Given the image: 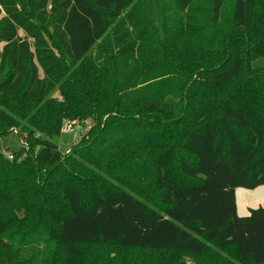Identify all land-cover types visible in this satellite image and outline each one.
<instances>
[{
    "label": "trees",
    "instance_id": "trees-1",
    "mask_svg": "<svg viewBox=\"0 0 264 264\" xmlns=\"http://www.w3.org/2000/svg\"><path fill=\"white\" fill-rule=\"evenodd\" d=\"M23 1L31 3L41 22L49 19L55 45L35 31L36 62L27 59L26 42L18 36L27 15L17 0H0V135L17 130L26 144L24 130L39 134L36 151L22 147L9 154L11 159L0 153V264H104L82 255L74 259L57 243L182 254L193 258L186 264H195L208 246L216 245L231 247L235 264H264V205L238 216L234 194L237 187L264 185V92L246 84L218 93L241 75L250 81L257 70L264 73L250 63L264 56V0H234L224 33L215 29L222 26L226 0H209V14L196 31L194 0H164L188 21L191 32L204 33L199 48L215 54L211 62L196 63L189 76L177 63H167L164 76L155 77L172 76L176 82L164 92L149 91L150 83L139 87L155 77L138 80L154 66H165L171 54L164 36L139 9L127 11L134 0ZM97 43L104 62L91 65L96 71L88 77V70L79 67ZM56 48L70 66L78 64L76 69ZM74 74H82L79 80L85 84L91 81L88 114L99 121L84 161L93 164L112 153L109 140L119 142L123 151L151 147L147 186L159 192V207L105 172L60 173L68 161L51 138L60 135L64 119L72 115L33 119L54 102L47 97L57 84ZM129 89L134 96L124 100ZM9 100L32 103L34 112L11 115ZM21 120H32L33 129L18 128ZM58 175L60 191L50 193L51 179ZM204 264L219 262L208 257Z\"/></svg>",
    "mask_w": 264,
    "mask_h": 264
},
{
    "label": "rangeland",
    "instance_id": "rangeland-1",
    "mask_svg": "<svg viewBox=\"0 0 264 264\" xmlns=\"http://www.w3.org/2000/svg\"><path fill=\"white\" fill-rule=\"evenodd\" d=\"M17 1L19 2L21 9L27 15V23L18 28V36L26 42L27 59L36 62L34 43L31 34L35 31L42 32L48 43L53 46L55 45V41L51 36L52 25L49 19L47 22L43 23V21L41 22L37 18V11L31 6V3L26 5L23 0ZM233 2L234 0L225 1L222 12V26L216 28L215 31L219 30L221 33H224L229 29L228 21L230 20L232 13ZM192 6L195 11V16L191 19V22H193L192 31H194V29L196 31V25L200 29V26L205 23L210 11V1L194 0ZM132 9H135L136 11L139 9V12L144 14L154 27L156 26L158 34L164 36V43L168 47V52L171 54L170 60H166L162 63L165 66H154L146 74L147 76L139 79L138 82L145 81L150 77L164 76L163 72L164 69H167V63H177L181 66L183 72L189 76L192 74L196 63L202 60L205 62H211L214 60L215 54L211 50L204 51L199 48L200 37H202L204 33L200 30L196 33L191 32L188 21L183 17L177 16L170 3H167L164 0H134L133 4L128 7L127 11H131ZM108 28L110 29L111 25H109ZM209 32L210 30H208L207 33ZM99 47L98 43L94 45L92 50L87 54V60L81 67H79L80 69L88 70V77L93 76L91 71H96V68H92L91 65L101 66L104 62L103 57L100 55ZM56 51L67 66L69 65V67L76 69L78 64L70 66L68 59L64 57L59 48H56ZM250 63L253 67L264 69V56L256 58ZM122 67L123 66L121 65L120 71ZM39 76L42 77V73H39ZM80 77H82V74L70 75L69 80L64 84H57L47 97V100H52L54 102H48L47 110H41L33 119V121L37 119L45 120V118L47 116L50 117L51 114H64L65 112L69 113L68 115H72L64 119L60 135L51 138V141L56 144L57 149L61 152L63 159L68 161L66 166L61 168L60 173H64V169L75 172L80 170L78 172L79 174L85 172L102 174L105 172L104 175H106L108 179H123V181H125L123 182L124 186L132 189L136 196L146 199L147 202L154 207H159V201L157 199L159 192L154 187L147 186L152 179L150 159L153 157L154 153L150 150L151 147L146 150L142 149L143 151L139 149L123 151L119 142L109 140L106 143V146L110 149H115L112 153L103 157L99 161L93 162V164H87V162L84 161V154L88 151L86 147L90 145L91 141L95 140L94 136L97 135L95 129L99 125V121H97L92 115L88 114L91 107L90 95H94L93 91L90 94L87 90V88L91 89L88 85L91 81H88V83L85 84V82L79 80ZM157 77L153 78V80L152 78L149 79V82H145L139 87H143V85H148V83H150L149 91L161 89V91L164 92L175 85L176 80L172 76H166L167 78L164 79H161L162 77ZM246 84H251V86L255 87L257 90L259 89V91L264 92V73L257 70L256 75L250 77V81H246L244 75H241L235 82L222 88L218 93L225 95L226 93L240 89ZM133 96L134 90L129 89L128 95L124 96L123 99L128 100ZM9 103L11 115H15L18 111L25 115L34 112V110H32V103H20L17 100H9ZM33 125L32 120L29 122L21 120L18 124V128L23 127L26 130H30L33 129ZM63 128L65 129L63 130ZM16 131L17 130L10 129V132L0 135V153L9 155L13 152H20L22 147H24L23 150H31L33 148L35 151L37 150L33 146L34 138L39 135L37 131H34L30 135L27 134V131H23L25 132L24 136L27 137L26 144L21 140V136ZM142 147L148 148L147 144L142 145ZM146 152L147 156L145 155ZM23 155L24 152L21 157H23ZM125 155L127 160L124 158ZM120 159L125 162L124 165L119 163ZM75 160L77 161L74 163L73 161ZM71 162L72 164H69ZM130 164L132 165L130 166ZM139 168L143 170L137 172L136 170ZM51 181L50 188L52 185L53 189L51 188L49 192L58 194L60 191V183L62 182L61 176L58 175L52 178ZM47 189L48 187L46 186L44 190ZM234 194L238 216H246L252 209L264 205V185L251 189L237 187L235 188ZM27 219L29 220V217ZM30 221H32V224L37 222L36 220ZM33 235L37 236L38 233H33ZM46 241L48 242V240ZM57 246L61 249H68V254L74 259H77L82 255L83 257H88L90 261L95 259L102 260L104 264H186L193 259L182 254L146 251L145 249L127 248L118 245L105 246L97 244L57 243ZM43 247V243L39 244L41 251L43 250ZM79 249H82V252H79ZM208 257L217 260L219 264H222L224 259L231 261L230 264H235L234 254L232 253L231 247L223 249L216 245H210L204 254L199 256L195 261V264H204ZM79 264H82V262Z\"/></svg>",
    "mask_w": 264,
    "mask_h": 264
},
{
    "label": "built area",
    "instance_id": "built-area-1",
    "mask_svg": "<svg viewBox=\"0 0 264 264\" xmlns=\"http://www.w3.org/2000/svg\"><path fill=\"white\" fill-rule=\"evenodd\" d=\"M64 129H65V128H63V130H64ZM8 158H9V159H11V158H12V156H11V155H9V156H8Z\"/></svg>",
    "mask_w": 264,
    "mask_h": 264
}]
</instances>
